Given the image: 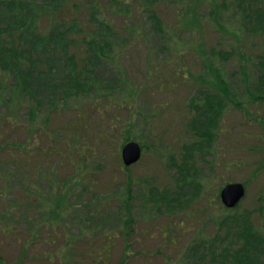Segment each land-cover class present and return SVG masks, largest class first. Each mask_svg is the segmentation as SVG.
<instances>
[{
    "label": "rangeland",
    "instance_id": "obj_1",
    "mask_svg": "<svg viewBox=\"0 0 264 264\" xmlns=\"http://www.w3.org/2000/svg\"><path fill=\"white\" fill-rule=\"evenodd\" d=\"M18 1H31L29 6L34 7V13L44 12L34 27L35 36L60 30L62 26L55 22L74 23L78 35L86 31L89 35V30L90 34L100 35L104 24L109 28L105 32L111 34L114 48L109 61L103 60L97 71L100 88L110 97L107 101L94 98L92 107L98 114L94 110L89 112L88 105L82 106L85 115L92 116L90 122L96 127L88 126L84 134H76L74 144L81 156H85L83 163H73V141L64 135H53L65 125L71 126L75 118L69 113L60 116L50 113L48 122H44L47 110L53 107L50 100L41 102L36 123L39 129H47L52 135L33 137V143L28 146L32 147L31 162L24 166L23 159V164L7 165L0 155V264H102L98 253H89L87 243L90 241L97 243L95 249L101 250L104 261L109 257L108 264H119L125 257L126 264H184L181 255L209 241L224 216H248L264 237V212L260 214L256 202V198L264 194V169L255 173L264 166V102L256 99L260 95L255 89L259 87L257 63L264 55V31L244 21L245 15L249 17L245 9L256 11L263 7L260 5L263 0H198L194 6L196 22L190 20L192 30H183L177 14L189 4L193 5L194 0H120V5L112 6L113 10L123 9L124 12L119 11L120 16L109 9L110 0ZM89 12L94 15L91 20L87 17ZM126 43L140 48L127 52L121 49ZM178 49L180 51H176ZM58 53L54 50L41 60H50L51 56L56 59ZM244 59L246 75L243 77L239 67L244 65ZM204 60L212 61L224 72L232 101L245 110V115L229 106L210 153L196 162L199 174L194 190L190 185L183 186L185 197L192 195L195 200L188 202L184 210L175 206L177 213L171 210L169 215H161L152 209L149 200L143 204L144 191L149 185L172 189L179 178L178 171L170 167V160L179 161L180 147L192 143L185 139L184 129L179 128V124L181 127L187 117L190 101L199 99L201 91L207 92L194 80L206 74ZM110 61L116 66H111ZM60 74L51 79L62 80L63 68ZM202 79L207 81L205 77ZM62 84L67 86V82ZM8 86L6 82L0 84L1 97L8 94ZM136 88L132 95L131 91ZM3 103L6 102L0 105V119L7 113ZM69 105L65 103L66 107ZM11 109L23 125L30 126V121L35 123V119L28 116L27 106L17 104ZM180 114H186L181 122L177 118ZM115 123L119 129L109 130ZM8 128L6 124L0 126V145L3 139L25 140L21 131ZM95 129L109 131L101 134L102 131ZM110 133L116 134L111 142L107 140ZM128 137L145 149L139 162L126 174L117 146ZM50 152H66L67 161L55 160ZM24 153L21 151L25 157ZM40 155L47 159L46 163H40ZM194 155L198 157L196 152ZM74 168L82 183L71 182L68 187V175L73 174ZM127 180H130L131 190L124 193ZM232 181L245 184V197L236 210L225 209L219 201L220 189L225 182ZM57 183L68 190L59 209L56 228L49 213L55 198L49 199L51 194L56 196L58 191L52 188H57L53 185ZM179 203L183 206L182 201ZM127 213L134 221V239L130 250L125 252L117 230L123 229ZM170 221L173 227L170 225L169 234L176 238L172 244L161 237ZM43 224L47 226L45 229ZM109 233L116 234L112 246L102 248L100 245ZM197 261L193 264H199Z\"/></svg>",
    "mask_w": 264,
    "mask_h": 264
},
{
    "label": "trees",
    "instance_id": "obj_2",
    "mask_svg": "<svg viewBox=\"0 0 264 264\" xmlns=\"http://www.w3.org/2000/svg\"><path fill=\"white\" fill-rule=\"evenodd\" d=\"M194 1L195 3L193 5L189 4V7L187 6L184 10H180L177 14V18L179 22H181L183 30H186V28L190 30L193 29V24L190 21L191 19L193 22H196L197 17L194 13V6L199 1ZM31 3V1H29V3H24L18 0H10V2L6 1L4 3L0 1V84L4 82L9 84L7 88V98L0 96V105L3 101L6 102L5 104L3 103V106L7 107V113L4 116L6 118L3 117V119H0V126L6 124L11 131H21L25 135V140L23 139L22 141L9 142L3 139L0 145V155L4 158L5 164L7 165L20 164L23 162V159L25 161L24 164L22 163L24 166H27L31 162L30 157L33 156L30 149H32V147L28 146L33 143V137L39 136L40 138H49V136L52 135L47 129H39L36 123V117H38V110L41 106V102L43 100H50L53 107L51 110L49 109L50 111L47 110L44 122H48V115L50 113L59 116L64 113H69L72 118H75V122L71 123V126H69L73 129L65 125L60 131L54 132L53 135H64L67 136L68 140L71 142L73 141V147L71 149L73 153V163L77 162V165H80V162L83 163L85 161V156H81L80 151H78L77 146L74 144L76 134H84L88 126L91 128L95 127L93 123L90 122L92 116L89 114L85 115L82 106L86 104L88 105L87 107H89V112L92 113V110H94V112L98 114L97 109L95 110V108L92 107L94 98L95 101L97 98H100L97 99V101H107V98L110 97L106 95L104 89L100 88L101 81L98 80L97 71L101 68L100 65L102 61H109L110 56H112L111 52L114 45L110 40L111 34L105 32L108 31L109 28L104 24L102 25L103 32L100 33V35L95 33L90 34L91 30H89V35H87V31L85 34L78 35L77 31H74L76 29L74 23L71 25H64L55 22L56 25L64 28L62 29L61 27L58 31H52L48 34L41 33L40 36H35L34 27L44 12L43 10H38L39 12L34 13V7L32 6L30 8L29 6ZM94 3L99 10L98 4L95 1ZM109 4H111V8L109 9L120 16L121 13L119 11H123V9L113 10V7L120 5V0H110ZM260 5L263 7L258 8L256 11L251 8L245 9V12L249 13L250 18L245 15L246 19L244 21L250 26H255L256 29L258 28L264 31V2L260 3ZM25 10H27V12H25ZM79 13L86 17L83 10H80ZM88 16L91 20L94 15L89 12L87 13V17ZM126 17H128V15ZM157 24H159V22H157ZM46 32H48V30ZM113 37L115 39L118 38L116 34L113 35ZM135 48H140V46H134L132 43L121 45V49L127 52L129 50L133 51ZM54 50L59 51L56 59L51 56L50 60H41V57L50 55ZM176 51H180V49ZM121 56L124 57L123 54H121ZM59 60L61 62H59ZM244 61V65L239 67L240 70H242L241 73L243 77L246 75V59H244ZM112 62L111 66H116L112 64ZM202 62L206 74L199 75V78L196 76L194 80L202 84L203 86L200 88L205 89L204 91L207 92L204 93L201 91L199 99L190 101L186 118V114H180L177 117L180 122L185 118L181 127L179 124V128L184 129L183 134L185 135V139L189 141V143L192 142L189 145L185 144L180 147L182 152L179 156V161L170 160V167L178 171L177 174L179 178L174 181L175 185L172 189L149 185L147 191H144L146 194L143 196V204L146 200H149L152 204V209L161 215H169L171 210L177 213L178 209L176 210L175 206L184 210L188 202L191 203L195 200V197L192 195H190L189 198L185 197V193L182 192L183 186L190 185L191 190H194L195 183H198L196 178L199 174L198 170L195 168L196 162L198 159L204 156L206 157L207 153H210L209 150H211V147L214 145L215 137L221 128L224 113L228 108L230 109L229 106L242 115H245V110L243 108L240 109V106L232 101L230 86L224 79L225 74L221 68L213 65L212 61L204 60ZM179 64L180 62L177 63V65ZM62 68L65 72L64 76L61 78L62 80L58 81L51 79L54 76L61 75L60 72ZM148 68L147 73H150ZM256 69L259 70V87H255V89L260 95L256 99H262L263 103L264 55L261 56L258 61ZM126 77H128V75ZM203 77L206 78V82L202 79ZM55 82L59 83L55 85ZM62 82H67V86H64ZM126 83L128 84V82ZM1 90L2 89H0V91ZM136 90L137 88L131 91V94L134 95ZM58 100L61 101V104L57 103ZM65 103H69L70 105L66 107ZM17 104L27 106L28 116L35 119V123L30 121V126L23 125L21 121L16 118V114L11 107H16ZM60 107H65L67 109L59 110L58 108ZM81 116L84 117L81 118ZM260 125L262 124L260 123ZM111 129H119V127L115 123L114 126H110L109 130ZM95 130L102 131L101 134L109 131L108 129ZM115 136V133H110L107 136V140L111 142ZM132 140L134 139H130V137L123 139L121 143H119V146H117L118 150L121 149L125 143ZM25 145L27 146L25 147ZM141 148L144 151L145 148L142 145ZM21 151L25 152L24 155L26 158L21 154ZM66 152H68V149H66ZM66 152H64V154H53L50 152L49 155L52 157V154L57 161L60 159L67 161ZM194 152L197 153L198 157H195ZM38 159H40V163H46L47 161L42 155H40ZM73 163L69 164L73 166ZM123 169L126 174L130 171V167H124ZM261 169H264L263 165L257 168L255 173L260 172ZM75 171L74 168L73 174L70 173L68 175V187L71 185V182L78 184L82 183V179L79 178L78 173ZM255 173L253 176H256ZM231 183L238 182H225L224 185ZM129 184L130 180H127L124 193H129L131 190ZM240 184L243 186L245 185L244 183ZM53 185H57V188L52 189L58 192L56 196L51 194L49 200L53 201V198H55V201L53 203V209L49 213L50 215L52 214L51 216L57 228V218L60 213L59 209L62 206L68 187L65 188L64 185L58 183ZM179 201L183 202V206L180 205ZM256 202L259 203V208L261 210L260 214L262 215L264 212V194L259 195L258 198H256ZM239 205L234 210H236ZM128 209L129 208H127V211ZM126 215L127 218L122 222L123 229L121 231L117 230L119 236L122 237L125 252L130 250V246L134 239V221L128 213ZM173 223L174 221L172 224ZM50 225L53 228L54 225H52V223ZM170 225L171 221L162 230L161 237L166 239L169 244H172L176 241V238L169 234L171 226L173 227V225ZM216 225L217 231L209 241L197 244L185 252L186 254L181 255V261L184 264L186 262L193 264L197 260L199 264H203L204 262L206 264H264V237L262 236V238L260 236V232L254 228L248 216L240 218L224 216L220 218ZM46 227L45 224L42 225L43 229ZM223 230H225L224 233ZM221 233H223V235H221ZM113 234L109 233L106 235V239L102 242L103 245H100L102 248L109 249V246H112L111 241L114 240L116 235L115 233ZM87 244L90 254L98 253L102 264L109 263V257L107 256V261H104V259H102L101 250L95 249L97 243L90 241ZM106 254H108V252ZM126 262L127 258L125 257L122 258L119 264H126Z\"/></svg>",
    "mask_w": 264,
    "mask_h": 264
},
{
    "label": "water",
    "instance_id": "obj_3",
    "mask_svg": "<svg viewBox=\"0 0 264 264\" xmlns=\"http://www.w3.org/2000/svg\"><path fill=\"white\" fill-rule=\"evenodd\" d=\"M120 155L123 165L129 167L139 161L141 148L136 142H128L122 147ZM244 195L245 189L242 184L231 183L220 190L219 199L226 209H234L244 198Z\"/></svg>",
    "mask_w": 264,
    "mask_h": 264
}]
</instances>
